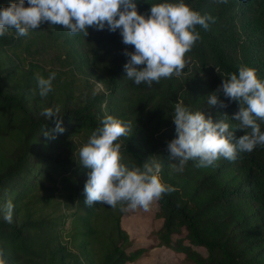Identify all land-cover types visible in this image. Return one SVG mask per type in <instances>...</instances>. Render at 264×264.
<instances>
[{"label":"trees","instance_id":"trees-1","mask_svg":"<svg viewBox=\"0 0 264 264\" xmlns=\"http://www.w3.org/2000/svg\"><path fill=\"white\" fill-rule=\"evenodd\" d=\"M15 2L0 0V7ZM162 2L136 0L138 14L147 16L151 5ZM184 2L215 22L208 21L207 29L196 26L200 39L186 54L182 75L161 79L151 87L126 78L123 66L128 57L123 52L134 48L122 43L119 30L88 28L86 37L78 34L90 53L81 61L101 71L104 90L81 103L63 106L64 131L53 133L54 139L42 131L45 125V131L54 129L55 123L8 91L11 75L0 64V110L18 114L15 127L20 134L13 159L0 171V259L5 264H126L154 247L153 243L132 244L120 225L126 204L116 208L84 204L89 170L79 163L78 150L106 115L132 124L129 135L116 141L121 145V162L139 167L156 157L163 164L161 182L176 189L156 200L155 215L162 225L148 237L157 246L183 253L191 264H264V145L251 153H238L235 161L221 158L207 168L189 160L183 172L172 167L175 161L167 149L175 138L172 117L179 100L193 111L211 115L214 122L224 120L236 139L251 132L239 129V122L232 119L239 109L236 101L220 93L218 99L227 107H209L207 98L228 74L238 75L241 65L255 69L257 78L264 81V0ZM15 40L5 34L0 47L16 48ZM257 123L264 132V121ZM45 182L56 186H45ZM55 192L69 212L34 218L28 214L34 203L44 207L51 203ZM8 201L14 206L11 223L3 219ZM67 219L69 228L64 227Z\"/></svg>","mask_w":264,"mask_h":264},{"label":"clouds","instance_id":"clouds-1","mask_svg":"<svg viewBox=\"0 0 264 264\" xmlns=\"http://www.w3.org/2000/svg\"><path fill=\"white\" fill-rule=\"evenodd\" d=\"M18 0L7 7H0V37L9 29L15 30L18 37H27L30 31L48 22L50 26H63L70 35L83 33L88 28L97 31L117 32L124 45L134 50H125L128 57L124 64L126 78L136 85L147 83L149 87L161 79L180 77L188 61L185 56L200 39L196 26L209 27L208 21L215 20L202 16L184 0L153 4L150 14H138L136 0ZM227 3V0H220ZM217 70V69H216ZM56 74L47 78L37 74V89L40 97L52 91ZM222 93L229 101H236L238 111L232 117L239 122V129H251L239 139L234 137L230 125L220 119L213 121L200 110H191L182 100L175 103L172 122L175 125V138L168 142L172 167L183 172L189 160H198L197 167L214 166L221 158L235 161L238 153H251L257 145H264V132L257 120L264 121V81L256 76V71L247 66H239L238 75L228 74L227 79L207 98L209 107H227L218 99ZM60 108H45L41 112L55 128L42 134L54 139L53 133H63ZM100 125L93 130L78 150L79 163L89 171L84 184V204L94 203L116 208L126 204L130 208L147 209L154 201L176 189L161 182L163 164L150 157L142 166L131 167L121 162V145L116 143L132 131L130 121L106 115ZM13 204L8 201L3 208V219L11 223ZM2 256V253H0ZM0 264H5L0 259Z\"/></svg>","mask_w":264,"mask_h":264},{"label":"rangeland","instance_id":"rangeland-1","mask_svg":"<svg viewBox=\"0 0 264 264\" xmlns=\"http://www.w3.org/2000/svg\"><path fill=\"white\" fill-rule=\"evenodd\" d=\"M6 35L16 39V48L0 47V64L11 75L8 91L20 96L35 113L41 114L45 108L58 106L61 109L66 105L73 106L104 90L101 71L97 66L81 61L86 57L90 58V53L78 34L70 35L63 26H50L45 22L30 31L27 37H18L13 29H9ZM51 73L56 74L52 91L42 98L38 94L36 75L47 78ZM17 118L16 112L0 110V171L13 159L18 146L20 134L15 127ZM44 185L56 186L48 182ZM38 194L44 196L42 191ZM74 207L75 202L70 209ZM156 207V200L147 209L126 207L120 225L128 233L132 244H154L147 254L126 264H191L183 253L157 246L148 237L149 232L162 225V219L155 215ZM66 212L69 209L65 208V203L56 192L54 200L45 207L34 203L28 210L33 218L45 215L62 216ZM70 221L67 219L65 228L70 227ZM197 249L203 255L206 254L203 249Z\"/></svg>","mask_w":264,"mask_h":264}]
</instances>
